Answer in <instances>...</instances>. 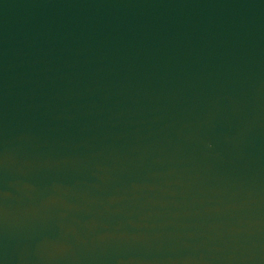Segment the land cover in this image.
I'll list each match as a JSON object with an SVG mask.
<instances>
[{"label":"water","instance_id":"95a60500","mask_svg":"<svg viewBox=\"0 0 264 264\" xmlns=\"http://www.w3.org/2000/svg\"><path fill=\"white\" fill-rule=\"evenodd\" d=\"M0 264H264V0H0Z\"/></svg>","mask_w":264,"mask_h":264}]
</instances>
